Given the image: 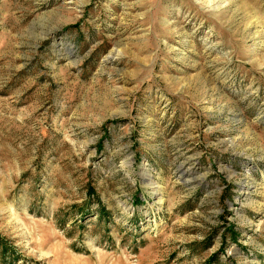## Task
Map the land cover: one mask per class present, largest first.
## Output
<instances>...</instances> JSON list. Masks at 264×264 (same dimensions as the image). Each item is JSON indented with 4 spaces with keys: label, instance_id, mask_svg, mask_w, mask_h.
Wrapping results in <instances>:
<instances>
[{
    "label": "rangeland",
    "instance_id": "obj_1",
    "mask_svg": "<svg viewBox=\"0 0 264 264\" xmlns=\"http://www.w3.org/2000/svg\"><path fill=\"white\" fill-rule=\"evenodd\" d=\"M0 264H264V0H0Z\"/></svg>",
    "mask_w": 264,
    "mask_h": 264
}]
</instances>
